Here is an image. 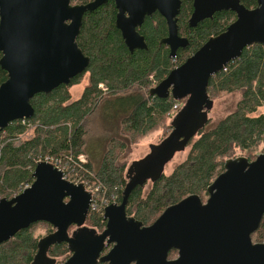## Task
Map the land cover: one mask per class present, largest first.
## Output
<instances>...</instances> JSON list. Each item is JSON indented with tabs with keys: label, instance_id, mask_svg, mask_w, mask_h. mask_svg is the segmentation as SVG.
Wrapping results in <instances>:
<instances>
[{
	"label": "water",
	"instance_id": "95a60500",
	"mask_svg": "<svg viewBox=\"0 0 264 264\" xmlns=\"http://www.w3.org/2000/svg\"><path fill=\"white\" fill-rule=\"evenodd\" d=\"M114 25L132 52L147 49L139 31L146 16L158 12L165 19L167 34L159 42L175 57L188 39L178 33L181 0H113ZM108 0L72 4L71 0H0V68L7 72L0 83V131L11 122L34 114L32 97L70 84L89 64L77 43L83 15ZM235 13L224 30L211 35L182 63L172 68L149 95L183 101L172 116L171 131L126 168L127 181L121 201L104 208L105 228L98 232L86 225L91 191L83 182L62 178L51 162L38 161L32 182L21 192L0 198V244L34 222H47L55 230L37 241L31 264H54L49 248L65 243L70 255L61 264H264V238L251 234L264 214V152L250 160L245 155L224 160L222 171L206 187L207 199L189 194L144 224L128 215L132 190L156 181L177 152L206 126L214 100L209 79L243 49L264 43V0L247 8L241 0H193L187 20L195 27L215 11ZM75 228L69 231V226ZM110 250L100 255L103 248ZM175 249L177 256L169 258Z\"/></svg>",
	"mask_w": 264,
	"mask_h": 264
},
{
	"label": "trees",
	"instance_id": "16d2710c",
	"mask_svg": "<svg viewBox=\"0 0 264 264\" xmlns=\"http://www.w3.org/2000/svg\"><path fill=\"white\" fill-rule=\"evenodd\" d=\"M88 1L91 0H71V3ZM242 3L252 8L256 0H243ZM191 9V0H183L177 20L178 33L188 39V45L178 50L173 58L169 56L168 47L159 43L166 34V23L161 15L147 16L144 20L141 32L145 35L147 49L130 52L114 25L113 0L84 13L77 43L90 57L86 69L74 76L70 84H60L49 93H36L31 99L34 114L24 123L16 120L0 131V136L4 135L0 140L1 197L10 198L21 184L32 182L38 157L66 155L77 161L78 155L85 154V121L100 103H106L115 112L117 106L125 107L117 117L118 134L107 142L98 166L94 168L89 159L82 164L81 174L99 183V193L115 192L120 202L122 187L127 181L124 151L153 131L170 129L168 119L181 108L172 113L176 101L171 96H149L146 91L152 81L158 83L208 37L224 30L235 17L234 12L223 10L212 20L203 19L195 27L188 28L186 19ZM85 76L87 82L80 96L72 99L68 88L78 85ZM6 78L7 72L0 68V83ZM99 84L105 85L104 89ZM207 90L211 98L237 91L241 92V98L234 111L211 127H207V123L188 143L190 150L186 159L170 174L163 173L156 181H147L150 186L146 193H143V186L147 182L132 190L126 212L144 224H150L165 207L189 194L195 193L204 199L206 187L222 171L224 160L234 157L237 150L250 160L257 155L264 142V113L251 114L264 107V43L245 47L238 58L209 79ZM29 127L33 129L31 134L15 143ZM88 221L97 228L105 224L98 214H90ZM39 225L48 223H31L1 243L0 264H31L40 237L35 236ZM251 237L254 241L263 240L264 214ZM175 253L177 251L172 249L169 258ZM48 254L56 258L54 264H61L70 253L65 243H58L49 248Z\"/></svg>",
	"mask_w": 264,
	"mask_h": 264
},
{
	"label": "rangeland",
	"instance_id": "374dc122",
	"mask_svg": "<svg viewBox=\"0 0 264 264\" xmlns=\"http://www.w3.org/2000/svg\"><path fill=\"white\" fill-rule=\"evenodd\" d=\"M86 82H87V76L83 77L81 82L78 85L70 86L68 88L72 99H76L80 96L82 88L84 87V84ZM152 83L153 84L149 86V88L154 86L156 84V81L153 80ZM146 92L148 94V90ZM240 98H241L240 91L231 92V93H222L219 96L214 97L213 107L209 111V121H208L207 127L213 126L219 119L225 117L226 115L234 111L235 106ZM105 105L106 103L105 104L100 103L96 107V110H94L92 114H90L87 117L85 121V127H84L85 139H86V144H85L86 153L78 155L79 158L83 161L84 165L85 163L89 162L87 160L91 159V162L94 165L93 166L94 168H96V166H98V164L100 163L101 156L104 150L106 149L107 142L113 136H116L118 134L120 127H119V123L117 124V120H118L117 117L121 115L125 110L124 106L123 107L117 106V111L115 112L113 111L111 105L109 104L106 106ZM259 113H264V107L258 108L251 115H257ZM170 121H171V117L168 119V125L170 129L153 131L149 133L148 135H146L144 138H142L137 143H134L128 146V148L124 151L122 155V158L126 160L127 165L131 161L137 160L141 158L142 156H144L149 151L150 143L154 144V143L159 142L162 138H164L171 131ZM32 130L33 129L29 127L28 130L25 132V134L21 135L19 139L16 140L15 143H18L19 141L24 139V137H28L31 134ZM3 138H4V135H1L0 140ZM189 150H190V146H187L184 151L177 152L172 158V160L169 161L167 165L165 166L164 173L166 175L170 174L176 165H178L179 163H181L182 161L186 159ZM261 152H264V142L259 146L257 150V154ZM239 155H245V154L237 150L233 156L235 157ZM60 157L65 158L66 155H60ZM90 175H92L91 172H90ZM85 176L86 175L80 173L78 176L79 182H84L85 186L88 187L90 190H92V192H97L98 194H101L99 193V186H98L99 183L93 178H85ZM149 186H150L149 182H147L146 185L143 186V193H146V191L149 189ZM206 197L207 195L204 196V199ZM87 225L90 226L89 221H87ZM46 228L47 226L39 225L38 228H36L35 236L41 237L43 234H45L47 230ZM176 256H177V253H175V256L173 257H176Z\"/></svg>",
	"mask_w": 264,
	"mask_h": 264
},
{
	"label": "built area",
	"instance_id": "2783aa9c",
	"mask_svg": "<svg viewBox=\"0 0 264 264\" xmlns=\"http://www.w3.org/2000/svg\"><path fill=\"white\" fill-rule=\"evenodd\" d=\"M101 89H104L103 84H99ZM180 107V103L176 102L172 105V112L176 111ZM25 119H22L24 123ZM44 160L46 162H51L58 170L62 172V178L71 181L73 183H79V174L83 170V161L79 158L75 161L72 156H66L65 158H61L58 156L45 155L44 157H38L36 161ZM84 183V182H83ZM30 183H23L19 186V189L16 193L21 192L24 188L29 186ZM85 184V183H84ZM90 190L88 187H86ZM91 191V201L89 204V212L91 214L103 215L104 208L111 204L117 203V194L115 192H111L110 194H98L97 192ZM15 193V194H16ZM1 198V195H0Z\"/></svg>",
	"mask_w": 264,
	"mask_h": 264
},
{
	"label": "flooded vegetation",
	"instance_id": "af4514ba",
	"mask_svg": "<svg viewBox=\"0 0 264 264\" xmlns=\"http://www.w3.org/2000/svg\"><path fill=\"white\" fill-rule=\"evenodd\" d=\"M242 1L243 0H241V3H242ZM256 2H257V0H256ZM192 3H193V0H191V7H192ZM183 4V0H181V5ZM243 4V3H242ZM191 11H192V9H191ZM221 11H223V10H221ZM221 11H215L214 13H213V17L216 15V13H220ZM224 11H230V10H224ZM231 12H233V11H231ZM157 14H159L157 11L156 12H154L152 15H151V17L152 16H156ZM190 14H191V12L189 13V15H188V17H187V19H186V24H187V20H188V18H189V16H190ZM160 15V14H159ZM147 17V16H146ZM145 17V18H146ZM163 17V16H162ZM213 17L212 18H205V19H209V20H212L213 19ZM164 19V18H163ZM233 19H235V17L234 18H232L231 20H233ZM145 20V19H144ZM165 20V19H164ZM143 23H144V21H143ZM143 23H142V25H143ZM166 23V22H165ZM142 25H141V27L139 28V31L141 32V28H142ZM187 27L188 28H192V27H190V26H188V24H187ZM142 33V32H141ZM121 34V33H120ZM143 34V33H142ZM166 34H167V25H166ZM165 34V35H166ZM144 35V34H143ZM164 35V36H165ZM179 35H181V36H183V37H185L184 35H182V34H179ZM144 37H145V35H144ZM146 40V39H145ZM160 40V39H159ZM160 43V42H159ZM146 44H147V41H146ZM167 46V45H166ZM168 47V46H167ZM185 47H187V45L185 46ZM185 47H179L178 49H177V51L178 50H180V49H183V48H185ZM168 50L170 51V49H169V47H168ZM208 196V195H207ZM207 199V197L203 200V201H205ZM91 213H89L88 214V216H87V219H86V225H87V221H88V219H89V215H90ZM143 222V221H142ZM45 226H47V230H46V232H45V234H43L41 237H43V236H45L46 234H48V233H51V232H53L54 230H55V228L51 225V224H49L48 223V225H45ZM90 227H92L91 225H90ZM75 228V225H70L69 226V231H71L72 229H74ZM105 228V224H104V226H102L101 228H97L96 227V229H97V231L98 232H101L103 229ZM40 237V238H41ZM39 238V239H40ZM62 243V242H61ZM112 245H113V243H110V244H107L104 248H103V250H102V252L100 253V255H103V254H105V253H107L109 250H110V248L112 247ZM70 255V254H69ZM98 263H102V264H108V262H101V261H97V263H95V264H98Z\"/></svg>",
	"mask_w": 264,
	"mask_h": 264
}]
</instances>
